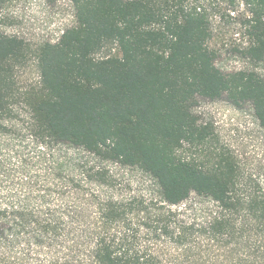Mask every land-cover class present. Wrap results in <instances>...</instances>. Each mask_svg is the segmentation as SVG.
Instances as JSON below:
<instances>
[{
    "label": "trees",
    "instance_id": "obj_1",
    "mask_svg": "<svg viewBox=\"0 0 264 264\" xmlns=\"http://www.w3.org/2000/svg\"><path fill=\"white\" fill-rule=\"evenodd\" d=\"M202 1L71 0L75 23L54 44L0 34V135L23 107L28 136L6 148L14 164L0 158V264H159L163 242L227 250L202 263L264 264V191L195 113L222 101L264 130V78L216 66ZM223 1L248 13L239 54L264 62V0ZM30 58L38 82L20 87ZM108 165L154 191L127 193Z\"/></svg>",
    "mask_w": 264,
    "mask_h": 264
},
{
    "label": "rangeland",
    "instance_id": "obj_2",
    "mask_svg": "<svg viewBox=\"0 0 264 264\" xmlns=\"http://www.w3.org/2000/svg\"><path fill=\"white\" fill-rule=\"evenodd\" d=\"M28 0H7L0 11V32L19 34L20 40L29 44L33 49L46 42V34L55 28L52 25L63 24L65 29L75 23L74 11L71 0H36L32 9H27ZM201 5L209 17L211 38L210 48L217 54L216 66L224 72L242 69L254 70L264 78V62L250 63L239 54L248 45V40L243 25L244 18L248 15L243 4H238L231 9L223 0H203ZM108 52L103 51L99 56ZM112 55H118L113 49ZM34 58H30L28 65L18 72L20 87L27 88L38 82ZM21 107V106H20ZM21 107L19 115L25 114ZM201 121L212 125L220 142L228 147L241 166L245 175H251L264 191V130H262L253 117L252 111L245 109L238 111L226 102L201 101L195 109ZM20 116L16 120V127L9 129L8 135H0V158H7L15 163L16 156L6 151L7 146L22 148L28 146L27 135L21 132L26 117ZM25 158L31 165L37 162V151L27 149ZM82 154H79L81 156ZM62 161L70 162V154H62ZM110 171L124 182H131L126 192L149 193L154 191L147 177L135 169H126L116 165H108ZM37 168L31 169V175H39ZM191 219L192 213H185ZM227 250H218L209 244L200 249L178 248L170 243H160L158 246L159 264H195L203 261H221L226 256ZM199 254V256H196ZM195 257L190 260L189 257ZM208 259V260H207ZM199 260V262L197 261ZM193 261V262H192ZM208 264V263H202Z\"/></svg>",
    "mask_w": 264,
    "mask_h": 264
},
{
    "label": "built area",
    "instance_id": "obj_3",
    "mask_svg": "<svg viewBox=\"0 0 264 264\" xmlns=\"http://www.w3.org/2000/svg\"><path fill=\"white\" fill-rule=\"evenodd\" d=\"M36 0H28V3H27V9L28 11L32 9V3L29 4V2H35ZM74 11V9H73ZM73 18L75 19L74 15H73ZM53 28H55L54 30H50L49 33L46 34V42L44 43H51V44H54L56 42H58L61 38V36L64 34L65 32V27L63 24L59 23L58 25H52ZM68 29V28H67ZM0 34H3L5 36H8V37H15V38H19V34L18 33H15V34H8L6 32H0Z\"/></svg>",
    "mask_w": 264,
    "mask_h": 264
}]
</instances>
